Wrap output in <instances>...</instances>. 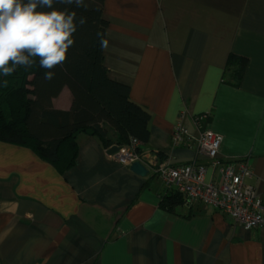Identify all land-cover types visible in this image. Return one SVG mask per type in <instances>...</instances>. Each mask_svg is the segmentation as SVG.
Wrapping results in <instances>:
<instances>
[{
	"label": "crops",
	"instance_id": "0c3cea01",
	"mask_svg": "<svg viewBox=\"0 0 264 264\" xmlns=\"http://www.w3.org/2000/svg\"><path fill=\"white\" fill-rule=\"evenodd\" d=\"M103 17L109 77L150 115L146 162L193 161L194 148H171V132L184 111L196 138L192 118L207 115L222 138L218 159L247 161L246 183L264 204V0H104ZM229 55L247 60L238 87L227 83ZM70 106L64 88L52 107ZM77 144L60 174L0 142V264H264V228L233 226L200 203L163 210L167 189L151 171L135 175L96 137ZM214 177L208 167L205 181Z\"/></svg>",
	"mask_w": 264,
	"mask_h": 264
},
{
	"label": "trees",
	"instance_id": "16d2710c",
	"mask_svg": "<svg viewBox=\"0 0 264 264\" xmlns=\"http://www.w3.org/2000/svg\"><path fill=\"white\" fill-rule=\"evenodd\" d=\"M84 2L86 7L67 6L76 11L77 19L86 17L87 22L78 25L75 44L66 62L53 69L51 80L44 79L46 70L38 58L30 68L18 67L12 75L0 76V142L30 150L60 174L75 164L80 134L96 137L105 150L127 146L132 140L145 145L149 138L148 111L131 101L129 87L113 81L104 64V0ZM246 67L245 58L229 55L228 85L238 87ZM3 80L8 81L6 87ZM64 88L71 94L70 109L55 110L52 102ZM107 128L117 134L114 141L107 138ZM183 203L180 194L167 191L159 206L173 212Z\"/></svg>",
	"mask_w": 264,
	"mask_h": 264
},
{
	"label": "built area",
	"instance_id": "2783aa9c",
	"mask_svg": "<svg viewBox=\"0 0 264 264\" xmlns=\"http://www.w3.org/2000/svg\"><path fill=\"white\" fill-rule=\"evenodd\" d=\"M185 118L186 113L182 111L172 129L170 146L173 149L194 148L195 158L190 163L172 166L155 155L153 160L146 162L145 154L138 153L143 150V145L135 140L127 146H118V152L108 157L124 167L143 163L167 191L180 194L186 206L200 203L222 213L231 225L245 230L264 228V204L254 188L246 183L253 176L248 162L218 159L222 138L204 126L207 115L192 118L197 128L196 138L188 134ZM199 156H203L207 163H200ZM208 167L216 172V177L205 181Z\"/></svg>",
	"mask_w": 264,
	"mask_h": 264
},
{
	"label": "clouds",
	"instance_id": "9594fccd",
	"mask_svg": "<svg viewBox=\"0 0 264 264\" xmlns=\"http://www.w3.org/2000/svg\"><path fill=\"white\" fill-rule=\"evenodd\" d=\"M56 3L66 7L58 9ZM69 5L86 7L84 0H0V76L30 68L38 58L46 70L44 79L53 78V69L66 62L75 44L78 25L87 22L86 17L77 19ZM7 84L2 81L4 87Z\"/></svg>",
	"mask_w": 264,
	"mask_h": 264
},
{
	"label": "water",
	"instance_id": "95a60500",
	"mask_svg": "<svg viewBox=\"0 0 264 264\" xmlns=\"http://www.w3.org/2000/svg\"><path fill=\"white\" fill-rule=\"evenodd\" d=\"M119 147L118 146H112L107 152L106 154L108 156L115 154L116 152H118ZM130 171L132 173H134L135 175L139 176V177H145L148 174V170L146 169L145 165L143 163L140 162H136L133 163L130 167H129Z\"/></svg>",
	"mask_w": 264,
	"mask_h": 264
}]
</instances>
